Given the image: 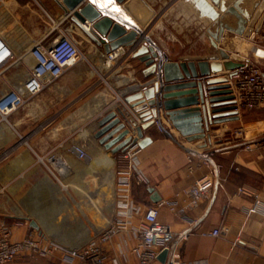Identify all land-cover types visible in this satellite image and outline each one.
<instances>
[{
	"label": "crops",
	"instance_id": "1",
	"mask_svg": "<svg viewBox=\"0 0 264 264\" xmlns=\"http://www.w3.org/2000/svg\"><path fill=\"white\" fill-rule=\"evenodd\" d=\"M42 1L59 15L58 20L70 18L57 0ZM146 1L158 14L160 6L155 7L153 3L157 0ZM204 1L211 3V0ZM178 2L177 8L173 7L175 15L172 17L176 19L181 11H186L188 20L183 26L190 39L191 31L194 34L197 32L194 29L200 28L194 19L199 5L196 0H183L182 6ZM238 6L241 13L250 12L244 33L226 29L217 43L243 60L253 61L250 54L254 55V46H264V0H243ZM131 7L139 17L146 16L140 3L135 2ZM3 10L0 6V27L4 25ZM154 18L155 15L149 22ZM233 21L236 26V20ZM149 22L142 28L151 36ZM161 22L156 19L151 28ZM204 25L206 29L209 27L208 22ZM216 28L217 25L210 27L211 30ZM0 33L7 37L1 30ZM14 37L10 40H17ZM227 38L232 45L223 42ZM87 44L89 50L82 52L58 81L12 112L11 126L0 125V226H9L14 240L32 235L51 246L49 253H23L8 264H68L63 259V250L85 244L98 235L113 218L116 203L121 198V191L117 189L119 169L123 166L121 151L111 152L94 136L97 120L108 110L120 106L128 112L129 119L140 123L123 96L127 89L141 86L155 76H144V62L132 55L128 45L107 54L103 45L91 39ZM165 51L172 60L183 57ZM260 65L264 72V61ZM109 78L114 80L115 96L108 99L103 94L102 84L109 86ZM159 113L161 129L155 122L143 129V135H149L152 140L138 152L139 167L146 180L138 181L133 176L128 189L133 218L142 217L147 205L163 199H176L181 203L182 190L200 175L212 171L215 183L210 199H202L183 215L164 204L159 205V220L169 224L179 240V259L187 264L193 261L194 264H264V143L246 147L243 140L264 134V107L239 108L238 118L210 123L207 138L191 141L170 123L161 106ZM239 128L243 131L242 138L236 135ZM205 139L207 145L199 147ZM182 145L201 152L211 151L214 165L186 151ZM78 149L82 150V156ZM50 155H54V160L48 158ZM56 162L63 165L62 170L58 168L61 164ZM149 186L157 191L159 200L151 199ZM255 193L261 207L248 212ZM217 227L223 228L218 235L209 233ZM183 231L187 232L186 237L179 238ZM103 247L105 264H127L136 260L132 251H119L116 237Z\"/></svg>",
	"mask_w": 264,
	"mask_h": 264
},
{
	"label": "water",
	"instance_id": "2",
	"mask_svg": "<svg viewBox=\"0 0 264 264\" xmlns=\"http://www.w3.org/2000/svg\"><path fill=\"white\" fill-rule=\"evenodd\" d=\"M83 1L57 0L65 14L91 40L97 45H103L105 53L109 54L118 47L128 45L132 55L144 62V76H155L141 86L127 89L128 92L123 96L124 102L141 120L140 123L129 119L128 112L120 106L108 110L98 118L94 136L99 138L105 148L116 152L123 150L128 144L136 143L139 147L148 144L152 138L143 135V129L155 120L160 124V106L164 108V114L170 123L189 141L207 138L206 131L210 123L239 117L234 93L227 79L243 64V57L227 51L217 43L225 29L244 33L246 19L237 9L239 0H234L228 6L224 0H212L221 10H228L237 17L236 26L228 24L221 17L217 20L215 30L207 29L215 52L205 56H183L178 61L170 59L166 51L142 28L155 15V10L146 0H85L77 7ZM135 2L143 6L147 13L145 17L141 18L133 11L131 4ZM204 2L196 0L201 12L211 19L216 18L219 13L213 5ZM121 8L127 13L118 11ZM140 40L143 41L136 46ZM156 96L159 98L156 99ZM205 145L207 139L198 144L199 147ZM182 147L214 165L211 151L201 152L185 145ZM148 190L153 201L160 199L152 186ZM164 256L165 250L158 255L161 260Z\"/></svg>",
	"mask_w": 264,
	"mask_h": 264
},
{
	"label": "built area",
	"instance_id": "3",
	"mask_svg": "<svg viewBox=\"0 0 264 264\" xmlns=\"http://www.w3.org/2000/svg\"><path fill=\"white\" fill-rule=\"evenodd\" d=\"M63 18L61 21H63ZM71 26L61 28L56 24L48 28L42 37L32 39L28 47L24 48V55L20 61L22 64L27 59L26 73L19 80L11 79L0 83V125L7 123V115L22 106L27 97L39 93L44 87L50 85L74 64L81 56L79 40L73 34ZM80 29V28H79ZM255 47H264L256 45ZM111 54V53H110ZM15 51L7 38L0 34V72L3 71L10 60H14ZM11 62V61H10ZM232 91L237 110L239 108L264 107V76L261 67L249 59L243 60V64L236 68L235 73L227 79ZM158 128L161 125L155 120ZM242 130H236V135L242 138ZM245 146L264 143V134L250 139H243ZM140 147L136 143L128 144L120 150V158L123 161L121 173L117 178V188L121 191V198L116 203V211L113 218L106 223L98 235L92 237L87 243L71 246L63 250V259L68 264H105L103 245L109 243L114 237L118 239L119 251L123 253L130 250L135 253L136 260L127 264H187L178 257L175 232L158 218L159 205H166L171 211L179 215L194 206L202 199H210L215 183L214 173L207 172L200 175L189 186L182 190V199L179 203L176 199H163L146 206L142 217L133 218L129 209L133 208L129 198L128 189L134 176L138 181H145L146 177L139 167L138 152ZM79 156L83 155L78 149ZM54 160V155L48 157ZM55 164L59 165L60 162ZM63 169V165L58 166ZM242 191V189H239ZM178 195V194H176ZM261 207L258 194H254V201L248 207V212L257 211ZM223 228H213L209 233L218 235ZM187 232L180 233L179 238H185ZM237 241H233L235 244ZM165 250L164 259L158 255ZM51 246L43 243L37 237L26 235L14 240L11 236V228L7 225L0 226V264H6L23 253H49ZM125 253V252H124ZM115 260V259H114ZM116 263V260H115ZM196 263L193 261L192 264Z\"/></svg>",
	"mask_w": 264,
	"mask_h": 264
},
{
	"label": "rangeland",
	"instance_id": "4",
	"mask_svg": "<svg viewBox=\"0 0 264 264\" xmlns=\"http://www.w3.org/2000/svg\"><path fill=\"white\" fill-rule=\"evenodd\" d=\"M233 1L234 0H224L225 5L227 6L231 5ZM242 1L243 0H239L238 5ZM177 2L178 0H157V2H153L155 7L157 5L160 7L159 11H157L158 14H155V18L150 21L148 25V28L151 30V36L154 38V40L158 42V44L163 50H167L173 56H201L203 54L208 55L210 53H214L215 49L209 41L207 29H210L211 26L218 25L217 20L221 19V17L223 21H226L228 24L233 25V20H236L237 23V17L234 13H231L228 10H221L219 6L214 4L211 0L212 5H215V7L217 8L216 11L219 13L218 16L214 19H211L210 17H208L209 15L201 12L200 9L196 10L194 19L197 23L196 26L198 25L200 28H195L194 30H197V32L194 34L193 31H191L192 36L189 39L188 32L183 26V23L188 20L186 16V11H181L178 15H176V19H173L174 17H172V15L175 13L173 11V7L177 8V6L175 5ZM39 3L42 4L43 8ZM178 4L182 6L183 0H180ZM0 6H2V8L4 9L2 16L3 18L1 17V19L3 20L5 25H1L0 30L10 39H12V36H15L14 38H16L22 46V48L19 49L20 51H15L14 60H10L11 62H8L7 67L0 72V83H3L7 80H19L20 78L24 77L27 68L25 66L26 64L29 65L31 63V60L27 59L24 64H22L21 62L19 64L17 63L18 61H20V59H22L24 53L26 52H24V48L28 47V45L31 44V42L33 41L32 39L34 37L35 39L42 37V35L45 34L48 28L53 27L54 24L61 28L68 26L70 18H66L60 22V20H58L59 15L55 11H52L48 7V4L44 3L42 0H0ZM248 13H250L248 12V10L247 12L243 10L241 14L242 16H244L245 19H247ZM156 19H161V24H159L155 28H151V26L155 23ZM173 20L176 21V24H173ZM205 22H208L209 27L207 29L204 28ZM11 23L16 24L17 27L14 28L15 25ZM71 27L73 29V34L75 38L79 40L80 50L83 53L88 51L89 47L87 41L90 40L88 36L76 26ZM223 42L229 46L232 45V43L230 42V38H227ZM210 49L211 51L213 49L214 52H211ZM250 55L254 59L253 61H255V63H257L261 67L260 64L261 61H264V57H259L252 54ZM21 72H23V75L21 74ZM58 80L59 79H56V81ZM108 81L109 86H105L102 84V87L104 86L103 94L107 95L109 99L115 96V92L113 91L114 80L109 78ZM46 87H44L42 90H44ZM33 98V96L27 97L24 102V105L31 101ZM12 112L13 111H11L7 115L8 121L5 124L6 126L10 125L9 122H11L10 119L12 117ZM43 157L44 156H42L41 158L43 159ZM72 239L73 238L71 237L70 240ZM34 254L36 253L29 255Z\"/></svg>",
	"mask_w": 264,
	"mask_h": 264
},
{
	"label": "bare ground",
	"instance_id": "5",
	"mask_svg": "<svg viewBox=\"0 0 264 264\" xmlns=\"http://www.w3.org/2000/svg\"><path fill=\"white\" fill-rule=\"evenodd\" d=\"M2 17V16H1ZM3 18V17H2ZM2 22H3V20H2ZM85 25L88 27V24L85 22ZM1 34V33H0ZM2 35V34H1ZM2 36H4V35H2ZM5 37V36H4ZM5 38H7V37H5ZM9 40H10V38H9ZM10 42H11V44H12V46H13V49H14V51H20L19 49H21L22 48V46L20 45V43H19V41H17V40H13V41H11L10 40ZM253 51H254V55H256V56H259V57H264V47H255L254 49H253ZM0 62H1V60H0ZM22 70V69H21ZM19 72H20V69H19ZM21 74L23 75V72H21ZM20 77V76H19ZM25 141V140H24ZM108 161H109V163H111L112 162V158H110V159H108ZM107 161V162H108ZM64 170H65V168H64Z\"/></svg>",
	"mask_w": 264,
	"mask_h": 264
}]
</instances>
